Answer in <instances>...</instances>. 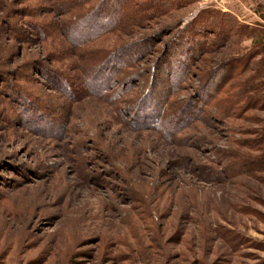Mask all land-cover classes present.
Here are the masks:
<instances>
[{
    "label": "rangeland",
    "instance_id": "374dc122",
    "mask_svg": "<svg viewBox=\"0 0 264 264\" xmlns=\"http://www.w3.org/2000/svg\"><path fill=\"white\" fill-rule=\"evenodd\" d=\"M95 1L0 0V264H264V109L220 102L259 80L249 31L264 30V0H181L130 31L77 39ZM215 19L242 31L215 37ZM188 25L199 54L168 89L162 62ZM140 39L154 52L139 81L122 82L112 59L109 91L88 84L99 56ZM184 107L197 119L180 122Z\"/></svg>",
    "mask_w": 264,
    "mask_h": 264
},
{
    "label": "trees",
    "instance_id": "16d2710c",
    "mask_svg": "<svg viewBox=\"0 0 264 264\" xmlns=\"http://www.w3.org/2000/svg\"><path fill=\"white\" fill-rule=\"evenodd\" d=\"M196 1L197 0H186V2H188V5L191 3H195ZM186 2H182L181 0H150L149 2H144L143 4H140L138 0H99L91 2V4L89 5V9L84 12V15L78 16V21L84 25V28L81 29L82 31L80 30L79 32H77L76 37L77 39H80L82 37V39H100L109 32H111L112 34H116L125 30L130 31V29L128 28L133 29L135 27H140L146 20L152 21V19L154 18H158L160 16L162 17L169 14V12H171V10L173 9L185 8V5H187L185 4ZM205 26L206 24L204 25V27ZM211 27L212 32L210 33H213L215 37L224 38L227 40L242 31L239 25L232 24V20L231 23H228L221 22L220 20L215 19L211 23ZM194 28L195 27L188 25L182 30H179V32H175L173 39L170 41V44H172L173 47L169 50L168 55H170L171 58L169 59V57L167 56L168 59H165L162 62L163 68L167 65V68H169V70H167L170 71L168 73H165V78H167L168 76L170 77V80H168L169 82L167 83L168 85L172 83L170 81H178L181 79L183 80L185 77H187L189 68L192 66V64H190V59L196 57L197 54H199L197 53L198 51L194 49L192 44L186 41V38L188 37V32L195 31ZM71 29L74 30L73 32L76 35L75 29ZM242 33L246 34L247 32L245 31ZM258 33L259 32H257V29L253 28H251L249 31L250 36H256V38L260 37V48H258V50L264 55V30L261 31L259 34ZM197 34L201 35L202 32L198 31ZM195 39L190 40L197 41ZM142 40L143 39H140L139 42L137 41V44L136 42L128 44L129 46L127 45L125 49L123 47L118 46L120 50L114 49L111 53H105L99 56L100 71H97V69H95V74L93 73L94 79H90L88 84L95 88L99 87L100 91H102L103 93L109 91V89L106 88L105 85L110 83V80L106 77L105 74L108 70H112L111 66L107 65V62L111 61L112 59L113 62L114 60L116 61L115 66L117 68L119 65L124 66L121 71L123 75V79H121L122 82H125L126 80H128L126 82H132V79H137V81H139L143 75V72L136 69L133 70L134 67L137 65L139 66V62L144 60V57L147 54H151L152 52H154L153 50H151V46H147V44L144 43V41L142 42ZM135 44L136 46H134ZM241 57L233 58L231 59V61L236 62L237 60H240L246 64L249 60V57ZM179 58L181 60H179ZM232 62H227L223 65V67H230L231 64H233ZM162 66L160 68H157L158 64H153V68L150 69L152 78L157 75L155 77L157 79V77L161 74L160 70H162ZM116 67L113 70V76L115 75V70L117 71ZM226 67L221 68L219 71H225V73L228 75L229 71L227 73ZM185 72L187 73V75ZM257 72L259 73V80L255 85L243 82L242 90H239L236 95H234V97L230 96L228 97L229 99L226 100L224 99V97L220 98V102H228L226 103V107L224 108L223 113H225L226 111H232L234 109H238L243 112L245 110H248V108L257 105L261 106L260 108L264 109V78L262 79V77L264 76V58L262 59L261 65L258 66ZM116 73L120 74L119 70ZM55 75L61 78L58 79V81L65 80L62 77L65 75L64 72L57 71L55 72ZM156 79L153 80V82H156ZM220 84H218L219 89L221 88ZM171 87L172 86L169 85L168 89H170ZM220 93L221 90L219 91V94ZM232 97L233 99H231ZM223 103H221L220 105H222ZM191 108L184 107L183 111L179 113L180 122L183 120L194 121L197 119V117H195L194 115L195 113L192 112ZM259 135L260 137L259 139H257V141H255V144L256 146H261L262 148H264V124L262 126V129L259 131ZM248 162L252 161H247L245 163ZM245 163H243V169L247 170V166H249L250 163Z\"/></svg>",
    "mask_w": 264,
    "mask_h": 264
}]
</instances>
